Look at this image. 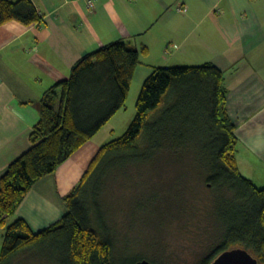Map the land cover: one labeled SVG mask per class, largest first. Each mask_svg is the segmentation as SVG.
<instances>
[{"label":"trees","instance_id":"trees-1","mask_svg":"<svg viewBox=\"0 0 264 264\" xmlns=\"http://www.w3.org/2000/svg\"><path fill=\"white\" fill-rule=\"evenodd\" d=\"M11 21L30 26L40 17L30 0H0V27ZM143 51L119 41L106 45L83 56L68 79L43 93L30 148L0 178V264L30 254L52 264H115L100 200L110 174L157 155L184 152L205 158L207 182L215 197L222 196L214 208L220 240L199 264H211L234 248L245 249L264 264V187L257 188L238 170L227 91L221 71L212 64L155 68L140 89L126 132L100 147L80 182L61 199L63 217L37 233L15 217L32 187L54 174L125 106Z\"/></svg>","mask_w":264,"mask_h":264},{"label":"crops","instance_id":"crops-1","mask_svg":"<svg viewBox=\"0 0 264 264\" xmlns=\"http://www.w3.org/2000/svg\"><path fill=\"white\" fill-rule=\"evenodd\" d=\"M30 1L39 23L11 21L0 27V178L30 148L43 93L68 79L83 56L118 41L144 50L130 89L134 84L140 91L155 68L212 64L219 69L238 141V170L240 153L264 167V0ZM121 110L29 191L15 217L33 233L63 217L61 199L110 142L114 135L107 137L104 129ZM3 239L0 227V250Z\"/></svg>","mask_w":264,"mask_h":264},{"label":"rangeland","instance_id":"rangeland-1","mask_svg":"<svg viewBox=\"0 0 264 264\" xmlns=\"http://www.w3.org/2000/svg\"><path fill=\"white\" fill-rule=\"evenodd\" d=\"M139 92V85L133 84L120 115L104 129L107 137L114 135L109 141L130 126ZM238 157L240 174L257 188L264 187V167L251 155ZM204 162L193 153L157 155L110 174L100 200L115 264H132L135 258L154 264H199L213 250L221 235L215 209L222 196L215 197L207 182ZM20 257L12 264H52L42 255Z\"/></svg>","mask_w":264,"mask_h":264},{"label":"water","instance_id":"water-1","mask_svg":"<svg viewBox=\"0 0 264 264\" xmlns=\"http://www.w3.org/2000/svg\"><path fill=\"white\" fill-rule=\"evenodd\" d=\"M135 264H152L148 260H140ZM211 264H259L245 249L234 248L220 254Z\"/></svg>","mask_w":264,"mask_h":264},{"label":"built area","instance_id":"built-area-1","mask_svg":"<svg viewBox=\"0 0 264 264\" xmlns=\"http://www.w3.org/2000/svg\"><path fill=\"white\" fill-rule=\"evenodd\" d=\"M89 5L91 6V2L89 1Z\"/></svg>","mask_w":264,"mask_h":264}]
</instances>
